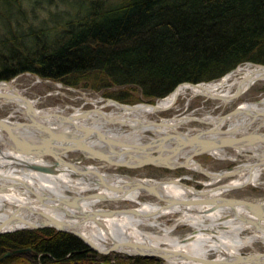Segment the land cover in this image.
<instances>
[{
  "label": "trees",
  "instance_id": "obj_1",
  "mask_svg": "<svg viewBox=\"0 0 264 264\" xmlns=\"http://www.w3.org/2000/svg\"><path fill=\"white\" fill-rule=\"evenodd\" d=\"M57 4L68 11L48 13L53 25L37 18ZM246 63L264 65V0H0V82L30 73L135 104L164 99L183 83L218 81ZM0 258V264H163L117 255L113 262L111 254L52 228L0 234Z\"/></svg>",
  "mask_w": 264,
  "mask_h": 264
},
{
  "label": "water",
  "instance_id": "obj_2",
  "mask_svg": "<svg viewBox=\"0 0 264 264\" xmlns=\"http://www.w3.org/2000/svg\"><path fill=\"white\" fill-rule=\"evenodd\" d=\"M252 65L264 68V65ZM1 83L3 82H0V84ZM186 84L200 86L206 83H183L181 85ZM180 86H178L176 90ZM240 95L241 90L237 89L232 99H236ZM23 98L26 101V110L30 115L31 122L29 124L26 122H11L7 119L0 118V131L3 132L9 139V146L11 150L22 155L36 156L39 161L27 162L24 164V167L30 171H34L45 176H59L62 170H67L80 179L87 176L88 179L86 180L96 183V185H98L97 188L110 190L113 193H117L118 197L111 198L106 193H102L100 191L89 194L77 193L73 197H57L52 194L40 195L30 189L25 181H22L21 183H23V186L32 191L38 201V204L52 210L60 211V213L65 215L66 218H71L76 221V223L72 225L71 222H64L60 218L42 210L34 211L35 214L33 217H38L34 223L27 218L28 216L19 215L20 211H26L31 214L33 209L31 206L17 207L16 205H13V212L11 215L0 222V234L12 233L20 230H40L52 228L58 232H66L77 236L92 250L103 255L119 254L127 257L154 258L156 260L166 262L193 261L201 264H264V253H240L232 256L229 255L223 259H209L208 257L192 256L187 253L164 247H154L148 243H139L133 240L114 242L107 248L98 246L80 230L83 225L91 222L101 224L103 219H114L126 215L144 218L157 217L159 213L162 214L175 207L194 208L201 206L204 207L205 213L207 214L217 211H236V209H241L246 212L245 215H240V218L244 223L251 225L257 231H264V200L253 201L245 198L212 197L210 195L213 191L223 189L225 185L213 187L207 189L206 191L199 190L196 198H174L167 195L163 191L162 188L165 184H151L146 183L145 179L142 178L132 177L126 174L122 175L103 172L96 168H91L88 164H83L67 158L68 154L77 152L82 154L86 159L94 160L96 162L103 163L106 166L115 168L141 169L151 166L167 170L190 168L189 163L191 161H195V157L204 154H212L214 151H225V149H228L238 151L239 153L241 151L254 152V149L264 147V131L261 130L264 127V120L256 129L250 132L245 130V133L243 134L234 133L229 131V129L226 131H220L215 126L208 130L198 131L192 134L176 130L169 133L158 134L152 138H142L141 140L140 138L137 140H118L103 133H98L99 140L104 143L106 149L105 151H97L87 141V138L93 130L89 127L78 125L77 122L81 119L89 118L93 114H101L103 115L102 117H105V114L107 113L102 109L110 104L120 105L125 108H132L136 105H125L114 99H105L107 103L106 105H101L100 107H95L94 109L86 110L83 111V113L76 115L66 117L59 116L58 126L63 124L64 126H68L67 128L70 129V131L62 132L61 129L56 130V128H52L50 125H46L45 123L37 120L39 115L31 103L32 100L27 97ZM210 98L221 100L218 97ZM0 99H10V95L0 94ZM74 111H76V109H74ZM240 113L241 110L236 108L221 118L227 119L228 117H233ZM32 115H34V117H31ZM257 115L258 117L253 119L251 125L247 128L251 127L257 119L264 117V112H260ZM44 117L45 116H40L41 119ZM105 121L110 125H125L126 123L125 121H117L112 118L106 119ZM153 124L156 123L153 122ZM26 127L39 130V132H42L44 135H41L42 137L39 141L30 140L25 134H22L19 131L21 129H26ZM212 135L215 136L209 137ZM183 154H187L188 156L183 162H180L179 158L182 157ZM44 158H50L51 162L45 163L43 161ZM254 167L264 168V157L255 162ZM201 168L204 169L202 166ZM228 172L230 173L223 177L239 174V168L232 169ZM203 173L210 178L209 173L206 171ZM118 177H123L126 181L125 183H118L117 186H114L113 184H117L115 183V179ZM180 180L181 179H179V181ZM247 185L248 184L234 186L229 190L241 189ZM13 187L14 186L10 185L0 186V193L7 194ZM134 191H138L140 194L155 198L157 200L156 204L160 205V209L155 210L152 213H142L140 209L141 207L90 211H87L84 208L85 204L91 201L120 202ZM138 204L141 205L142 203L138 202ZM23 252V250L8 252L2 258L19 255ZM2 258H0V260H2Z\"/></svg>",
  "mask_w": 264,
  "mask_h": 264
},
{
  "label": "bare ground",
  "instance_id": "obj_3",
  "mask_svg": "<svg viewBox=\"0 0 264 264\" xmlns=\"http://www.w3.org/2000/svg\"><path fill=\"white\" fill-rule=\"evenodd\" d=\"M264 82V68L250 64L245 68H239L237 71L225 76L219 82H213L208 84H202L200 86H194L190 84L181 85L175 92L169 95L167 98L158 101L155 105L139 104L133 106L132 108H125L120 105L110 104V106L115 107L113 113L105 114L102 117L101 114H93L91 117L86 119H81L78 125L83 127H89L92 129V133L87 138V141L92 145V147L97 151H105L106 146L103 142L99 140L98 133H103L112 137L114 139H139L144 138V131H153L157 134L169 133L170 131L178 130L180 125L186 124L190 117L179 118L175 117L173 119H163L161 122H155L150 120V115L171 109L176 102L187 94L193 96H204V97H218L223 102H228L233 100L234 93L237 89L241 90V95L248 92V90L254 86L257 82ZM0 94L10 95V99H0L5 100L2 102H9L16 105V111L22 112L26 118V123H30V115L27 113L25 97L15 86V83L3 82L0 84ZM37 111L38 119L46 125H50L56 130L61 129L62 132L70 131L68 126L60 124L58 126L59 116H71L83 113L81 108L76 109L71 113H67L66 109L62 108H50L46 110H40L37 108V102H31ZM94 104L97 102L93 101ZM106 103V102H105ZM104 104V103H103ZM102 104V105H103ZM156 106V107H155ZM98 107V106H96ZM100 107V106H99ZM241 110V115L244 118L237 119L236 117L224 118H214L207 116L206 122L213 124L220 131L226 122H231L229 126V131L234 133H245L244 131L248 126L251 125L253 119L258 117V113L264 112V99L260 103H244L238 107ZM158 110V111H156ZM250 113V114H249ZM248 114V115H247ZM40 116H45L40 118ZM31 117H34L32 115ZM37 118V117H35ZM105 118V119H104ZM116 119L117 121H125L130 129H123L122 124L112 125L116 128H110L106 123V119ZM264 118V117H263ZM236 119V120H235ZM8 121H11L9 118ZM12 122V121H11ZM170 126V127H169ZM172 128V129H171ZM246 128V129H245ZM20 133L25 134L30 140H40L44 135L42 132L36 129H26L19 130ZM46 135V134H45ZM215 135L209 136L214 137ZM10 141L7 136L0 131V149L4 147V150H0V185H10L14 186L11 188L9 193H0V222H2L6 217L10 216L13 212V205L17 207L21 206H31V214L26 211H20V216H28L27 218L32 222H36L38 217L34 216V211L42 210L53 216L60 218L64 222H71L72 225L76 223L71 218H66L65 215L61 214L60 211L52 210L48 207H44L38 204L36 197H32L33 193L30 189L34 190L36 193L42 195H54L57 197H73L65 196L66 190H80L75 191V193H82L86 190L95 189L102 193H106L109 197H118L117 193H113L107 189L97 188L98 185L93 181L86 180L88 177L74 179L71 177V173L67 170H62L59 176H45L34 171H30L24 167L27 162H34L37 160L36 156H27L14 152L10 149ZM237 152V151H236ZM77 153V152H74ZM238 154L242 156H249L254 159L252 162L239 166L240 178L224 184L225 187L218 191L211 192L212 197H222L223 193H226L230 188L239 185L246 184H258L261 181L262 170L264 168L254 167V163L259 159L264 157V147H259L254 149L252 156L248 155V152L241 151ZM218 158L227 159L229 155L227 152L214 151L212 152ZM184 159L188 156L187 154L182 155ZM69 160L77 161L76 159ZM104 165V164H103ZM93 169H99L97 166L90 165ZM189 167L194 171H206L201 168V165L197 161H191ZM101 171V170H100ZM212 182L208 183L207 187H211L218 183L221 177L229 174L230 172H223L221 174L208 172ZM22 181H25L30 189L23 186ZM126 179L123 177H118L115 179L114 186L118 183H125ZM146 183L165 184L162 188L163 191L174 198L179 199H189L191 197H197L198 191L193 187H187L179 179L172 180H145ZM18 188H23L24 190L20 192ZM213 188V187H211ZM210 189V188H208ZM205 189L204 191H206ZM34 196V195H33ZM140 193L134 191L124 200L130 202H138ZM99 202L91 201L85 204L84 208L87 211L90 210H102V208L95 207ZM95 207V208H94ZM142 213H152L155 210L160 209L159 204L155 203H142L141 204ZM28 213V214H27ZM181 214V217L177 220L176 224L185 222L191 225L196 232L188 235L186 238H181L171 235L175 225L171 227L163 226L158 222L157 218L168 215V214ZM241 209H236V211L224 210L217 211L214 213H205L204 207H194V208H183L175 207L164 213H159L157 217L144 218L133 215L120 216L114 219H103L101 224L99 223H88L82 226L80 229L89 239L95 242L98 246L102 248H107L114 242H124L128 240L137 241L139 243H148L154 247H164L167 249H173L175 251L187 253L192 256H203L208 257L211 252L216 253L218 259H223L229 255L242 254L243 249H253L257 242H262L264 244V231H257L251 225L244 223L240 215H245ZM30 215V216H29ZM229 217L228 219H226ZM221 220V223L218 222ZM79 221V220H77ZM18 227V226H16ZM145 227L157 228L158 231L147 232L144 231ZM243 231H248L249 234L246 236L242 235ZM257 253V252H256ZM253 254V253H248ZM168 264H201L193 261H168Z\"/></svg>",
  "mask_w": 264,
  "mask_h": 264
},
{
  "label": "rangeland",
  "instance_id": "obj_4",
  "mask_svg": "<svg viewBox=\"0 0 264 264\" xmlns=\"http://www.w3.org/2000/svg\"><path fill=\"white\" fill-rule=\"evenodd\" d=\"M68 11L66 7H63L61 4H57L55 7H45L44 12L37 11L36 15L37 18L42 20H46L45 23L49 25L48 19H46L48 13H62L65 11ZM72 10L74 8L72 7ZM50 25H53L52 22ZM250 63L242 64L238 66L235 70L231 71L227 75L237 71L239 68H245L249 66ZM226 75V76H227ZM225 77V76H224ZM223 77V78H224ZM223 78L219 79V82ZM11 83H15V86L17 89L27 98H29L32 101L37 102V108L40 110H46L50 108H62L66 109L67 113H71L74 111V109L81 108L83 111L94 109L96 106L106 105L105 99H111L110 97H107L106 95H103L102 93L94 92L89 89H77L73 87H67L64 86L60 82H54L51 80L41 79L36 75L27 73L20 75L10 81ZM6 82V83H10ZM213 83V82H210ZM208 84V83H206ZM122 88H112L111 93L113 94H120V95H126L129 98L135 97V93L133 91L129 92H123ZM235 94V93H234ZM89 99L92 103H87L85 99ZM167 98V97H166ZM115 100V98H112ZM134 99V98H133ZM264 99V82L259 81L254 86H252L248 92H246L243 95H240L238 98L233 99L228 102H223L219 99H211L204 96H193L191 94H187L185 96H182L176 104L169 110L156 112L152 115H150V120L153 122H161L163 119H173L175 117L179 118H185L190 117V120L183 125H180L178 127V130L183 133H195L198 131H205L210 128H213L214 125L206 122L205 119H207V116H211L214 118H219L226 116L236 108H238L240 105L244 103H260ZM163 100L159 99L155 102H149L141 98V101L135 104L130 103H123L125 105H139V104H151L155 105L158 103V101ZM5 100H0V118L2 119H10L12 122H27L24 114L22 112L16 111V105L12 103H5L2 102ZM93 101L97 102V104H94ZM115 107L107 105L102 110L106 112L107 114L113 113ZM241 119L244 118L243 115L238 114L235 115L234 118ZM236 120V119H235ZM264 118L261 117L257 119L251 127L247 128V131H252L258 127V125L263 122ZM231 122H226V124L222 127V131H226L229 129ZM118 126V124H117ZM110 128H116V126L108 125ZM123 129H130V127L127 126V124L122 125ZM264 131V127L261 129ZM171 132V131H170ZM158 135L156 132L153 131H144L143 136L144 138H152ZM0 150H4V147ZM1 152V151H0ZM229 155V158L227 159H221L216 157L213 154H204L200 155L198 157H195V161H197L201 166L208 172L218 173L221 174L223 172L231 171L232 169H236L239 166H242L244 164H247L249 162H252L254 159H252L249 156H242L238 154L234 150H228L225 149V151ZM248 155L252 156L254 152L247 151ZM70 159H76L78 162H81L83 164L93 165L99 167V169L103 172L107 173H113V174H126L130 175L132 177H138L145 180H174V179H181L180 181L189 186L193 187L196 190H205L211 187H217L224 184H228L230 182H233L240 178V175H231L221 178L218 183L211 187H207L208 183L212 182V179L209 178L205 173L201 171H194L191 168H179L176 170H167L163 168H157V167H144L141 169H126V168H115V167H109L106 165H103V163L96 162L94 160L86 159L82 154L80 153H70L68 154ZM46 160V159H44ZM49 160V159H48ZM47 161V160H46ZM180 162L184 161V157L179 158ZM72 178L78 179L77 176L71 175ZM0 186H6V185H0ZM20 192H22L23 188H18ZM80 190L77 188L76 190H66L65 196H75L77 193L75 191ZM98 190L91 189L83 191L81 194H89V193H96ZM222 197H230V198H245L253 201H263L264 200V169L262 170V177L261 181L258 184H249L241 189L237 190H231L226 193H223L221 195ZM32 197H35L32 195ZM140 203H157V200L155 198H152L150 196H145L144 194H140L139 196ZM138 202H130L127 200H122L120 202H99L95 207L102 208V209H129V208H140L141 205L138 204ZM94 207V208H95ZM181 217V214H168L163 215L159 218H157L158 222H160L163 226L171 227L175 225L171 235L186 238L188 235L196 232V230L189 225L188 223L182 222L179 224L177 223V220ZM227 217L226 219H228ZM221 223V220L218 221ZM144 231L147 232H155L158 231L157 228H149L145 227ZM248 231H243L242 235L246 236L248 235ZM264 253V244L262 242H257L253 249H243L242 254H248V253ZM113 258V262H115L116 255L117 256H123L127 257L125 255H119V254H111ZM209 259H215L217 258L216 253L211 252L208 256ZM163 264H168L166 261H161Z\"/></svg>",
  "mask_w": 264,
  "mask_h": 264
},
{
  "label": "built area",
  "instance_id": "obj_5",
  "mask_svg": "<svg viewBox=\"0 0 264 264\" xmlns=\"http://www.w3.org/2000/svg\"><path fill=\"white\" fill-rule=\"evenodd\" d=\"M85 101H86L87 103H92V102L89 101V99H87V98L85 99ZM46 162H48V161H45V163H46Z\"/></svg>",
  "mask_w": 264,
  "mask_h": 264
}]
</instances>
